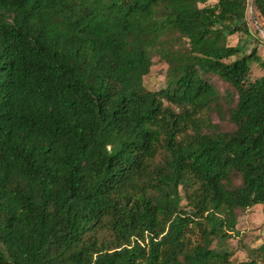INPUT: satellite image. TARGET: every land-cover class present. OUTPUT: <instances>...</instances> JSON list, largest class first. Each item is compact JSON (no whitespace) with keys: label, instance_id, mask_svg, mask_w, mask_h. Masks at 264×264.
<instances>
[{"label":"trees","instance_id":"obj_1","mask_svg":"<svg viewBox=\"0 0 264 264\" xmlns=\"http://www.w3.org/2000/svg\"><path fill=\"white\" fill-rule=\"evenodd\" d=\"M250 11L264 27V0H0V264L264 263L225 247L264 207V61L229 42Z\"/></svg>","mask_w":264,"mask_h":264},{"label":"rangeland","instance_id":"obj_2","mask_svg":"<svg viewBox=\"0 0 264 264\" xmlns=\"http://www.w3.org/2000/svg\"><path fill=\"white\" fill-rule=\"evenodd\" d=\"M248 21L251 36L240 34L232 36L229 39L230 45L241 49L246 55L256 48L258 56L264 61V27L255 19L253 11H250ZM153 61L154 65L150 74L145 78L144 85L148 90L159 91L166 84L167 65L158 56L154 57ZM249 64L253 80L264 77V67L254 61H250ZM215 81L219 90L224 93L228 87L217 80ZM213 122L217 124L221 123V120L217 115H213ZM237 229L240 235L227 240L225 247L234 254L232 261H246L254 249L264 245V207L256 206L240 214ZM214 247H216V242Z\"/></svg>","mask_w":264,"mask_h":264}]
</instances>
